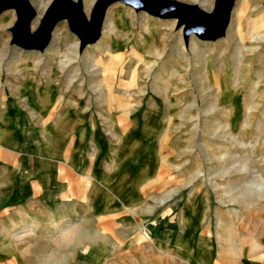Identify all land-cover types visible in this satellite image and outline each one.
I'll return each mask as SVG.
<instances>
[{"label":"rangeland","instance_id":"obj_1","mask_svg":"<svg viewBox=\"0 0 264 264\" xmlns=\"http://www.w3.org/2000/svg\"><path fill=\"white\" fill-rule=\"evenodd\" d=\"M28 1L33 33L50 0ZM175 1L207 13L214 4ZM94 2L82 0L87 18ZM16 21L14 10L0 15V102L8 97L13 103L11 83L18 80L23 103L42 114L55 102L58 83L68 96L88 99L90 120L100 124L110 113L127 128L135 118L149 130L159 173L144 189L154 198L144 229L170 204L185 201L177 197L199 191L215 196L225 223L236 212L239 232L264 229L263 0H235L224 35L214 40L192 32L185 42L176 19L136 13L117 2L107 8L94 44L80 50L61 18L46 49L25 51L11 43ZM169 193L174 200L165 198Z\"/></svg>","mask_w":264,"mask_h":264},{"label":"crops","instance_id":"obj_2","mask_svg":"<svg viewBox=\"0 0 264 264\" xmlns=\"http://www.w3.org/2000/svg\"><path fill=\"white\" fill-rule=\"evenodd\" d=\"M11 84L13 103L0 102V264H264V226L239 232L209 192L177 197L144 229L159 166L140 119L98 124L88 99L58 83L49 109L31 112Z\"/></svg>","mask_w":264,"mask_h":264},{"label":"water","instance_id":"obj_3","mask_svg":"<svg viewBox=\"0 0 264 264\" xmlns=\"http://www.w3.org/2000/svg\"><path fill=\"white\" fill-rule=\"evenodd\" d=\"M235 0H214L207 13L196 5L175 0H95L89 18L84 13L82 0H52L46 7L39 27L31 32L35 13L28 0H0V15L9 9L16 13V24L11 29L12 45L25 51H43L51 41L52 33L61 18L68 21L71 31L80 40L79 48L94 44L100 39L105 13L112 3H122L136 13L145 12L159 19H176L183 27L187 42L192 32L201 40H214L224 35ZM264 2V0H263Z\"/></svg>","mask_w":264,"mask_h":264}]
</instances>
